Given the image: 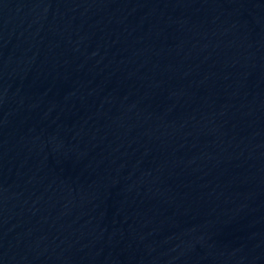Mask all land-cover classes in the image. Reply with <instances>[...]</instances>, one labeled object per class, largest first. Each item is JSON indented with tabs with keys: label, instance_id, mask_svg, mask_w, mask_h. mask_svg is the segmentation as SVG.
Here are the masks:
<instances>
[{
	"label": "water",
	"instance_id": "1",
	"mask_svg": "<svg viewBox=\"0 0 264 264\" xmlns=\"http://www.w3.org/2000/svg\"><path fill=\"white\" fill-rule=\"evenodd\" d=\"M0 264H264V0H0Z\"/></svg>",
	"mask_w": 264,
	"mask_h": 264
}]
</instances>
